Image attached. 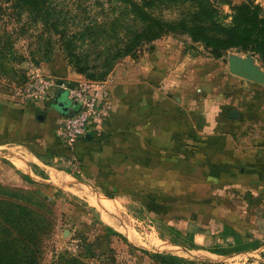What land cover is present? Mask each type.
Here are the masks:
<instances>
[{"label":"rangeland","instance_id":"rangeland-1","mask_svg":"<svg viewBox=\"0 0 264 264\" xmlns=\"http://www.w3.org/2000/svg\"><path fill=\"white\" fill-rule=\"evenodd\" d=\"M212 1L225 26L231 24L232 7L242 3L259 5L264 15V0ZM0 7L1 39L9 35L0 44V109L40 102L46 111L55 90L40 92L37 79L55 80L58 68L106 91L115 80L130 82L148 72L156 88L171 90L187 106L237 110L230 118L237 163L264 159V83L236 76L228 65L230 57L249 58L264 75L257 53L233 47L215 56L180 30L136 42L124 53L123 45L136 40L142 23L116 0H33L22 7L0 0ZM146 9L154 18L176 23L187 20L195 4L159 0ZM0 145H5L0 147V264H164L161 258L167 264H264V193L245 186L259 179L238 175L235 196H228L234 203L225 211L197 195L161 218L129 197L105 201L79 185L60 188L53 199L42 197L20 163L36 149L14 148L3 140ZM206 153L215 155L211 149ZM213 193L203 190L201 198ZM197 233L203 244H196Z\"/></svg>","mask_w":264,"mask_h":264},{"label":"crops","instance_id":"crops-1","mask_svg":"<svg viewBox=\"0 0 264 264\" xmlns=\"http://www.w3.org/2000/svg\"><path fill=\"white\" fill-rule=\"evenodd\" d=\"M56 76V81H66L70 87L77 82L62 68ZM152 77L138 73L130 82L109 83L101 97L108 109L104 123L89 122L86 134L91 136L85 134L72 150L57 136L62 114L52 106L44 111L40 102L16 111L0 109V140L14 148L36 149L34 155L22 156L20 163L24 176L47 199H53L60 188L79 185L105 201L129 197L149 211L172 209L181 200L199 199L197 195L202 203L225 211L227 204L234 203L228 196H235L238 175L259 179L245 186L256 188L251 193H264V159L237 163L241 159L236 153L235 125L228 116L232 109L187 106L171 90L156 88ZM54 90L56 97L59 89ZM75 111L71 106L69 113ZM206 149L214 157L207 156ZM244 166L245 171H239ZM209 189L212 196L202 199L203 190ZM201 235L195 234L196 244H203Z\"/></svg>","mask_w":264,"mask_h":264},{"label":"trees","instance_id":"trees-1","mask_svg":"<svg viewBox=\"0 0 264 264\" xmlns=\"http://www.w3.org/2000/svg\"><path fill=\"white\" fill-rule=\"evenodd\" d=\"M33 0H15L16 4L23 6L32 3ZM127 6V10L133 14L142 23V29L136 33V40L129 41L123 45V52L128 53L136 45V42L153 40L165 32L180 30L187 32L194 41H200L210 48L215 56H221L222 53L230 48L236 47L241 51H252L260 56L264 63V15L261 14L262 8L251 2L242 3L232 7L231 24L225 26L219 20V10L212 0H189L195 4V10L190 13L187 20L182 19L179 22H167L150 15L146 8L152 7L159 0H143V5L139 6L132 0H116ZM162 1V0H160ZM176 1V0H172ZM4 8L0 7V11ZM0 36V44L5 40ZM122 51H119L118 55ZM122 55V54H121ZM63 76L62 71L58 72ZM66 82V81H65ZM67 83V82H66ZM38 193L45 197L44 193ZM161 218L174 212L171 208L153 210ZM227 225V224H223ZM229 226V225H228ZM218 250V249H217ZM221 253V251H219ZM214 251V253H219ZM222 252H228L223 251ZM225 254V253H221ZM77 260H73V262ZM161 262L167 264L165 258Z\"/></svg>","mask_w":264,"mask_h":264},{"label":"built area","instance_id":"built-area-1","mask_svg":"<svg viewBox=\"0 0 264 264\" xmlns=\"http://www.w3.org/2000/svg\"><path fill=\"white\" fill-rule=\"evenodd\" d=\"M37 83L40 92H48L53 88L66 89L70 105L77 107L74 113L62 115L58 123L57 136L65 148L72 150L73 145L85 136L89 122H94L96 126L104 123L108 109L101 102L106 92L101 84L83 81L70 87L63 80L43 78H38Z\"/></svg>","mask_w":264,"mask_h":264},{"label":"water","instance_id":"water-1","mask_svg":"<svg viewBox=\"0 0 264 264\" xmlns=\"http://www.w3.org/2000/svg\"><path fill=\"white\" fill-rule=\"evenodd\" d=\"M229 71L236 75L255 82L264 83V75L252 63L249 58L230 57L228 60ZM71 102L67 97V90L60 88L56 94L55 99L50 103V106L59 111L62 115L70 114ZM75 110L77 107L74 106ZM72 114V113H71ZM228 116L230 118L237 117L238 111L232 110ZM91 136L90 133L86 134V138Z\"/></svg>","mask_w":264,"mask_h":264}]
</instances>
